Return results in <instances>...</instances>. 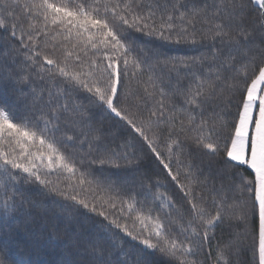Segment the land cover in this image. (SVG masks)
Instances as JSON below:
<instances>
[{"label":"snow or ice","instance_id":"1","mask_svg":"<svg viewBox=\"0 0 264 264\" xmlns=\"http://www.w3.org/2000/svg\"><path fill=\"white\" fill-rule=\"evenodd\" d=\"M0 264H264V0H0Z\"/></svg>","mask_w":264,"mask_h":264},{"label":"trees","instance_id":"2","mask_svg":"<svg viewBox=\"0 0 264 264\" xmlns=\"http://www.w3.org/2000/svg\"><path fill=\"white\" fill-rule=\"evenodd\" d=\"M169 48L171 49V52H170L171 55L181 56V55H192V54H194L192 49H189V48L184 47V46L170 45ZM144 163L146 166H151L150 161H145ZM53 179H55V177H53ZM22 240H23V236H19L17 238V243L13 244V246H12V256L18 262L22 261L25 258V252L27 251V249H24V251H21V249L23 248V244L21 243ZM33 258H35V257H33ZM57 258L58 257L56 255H53L51 257H49L48 255H41V257H40V259L44 260V261H48L50 259L54 260Z\"/></svg>","mask_w":264,"mask_h":264}]
</instances>
